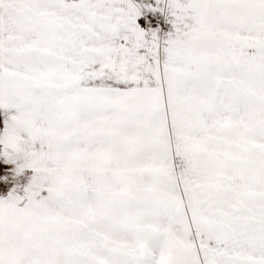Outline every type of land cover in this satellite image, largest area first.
Masks as SVG:
<instances>
[{
	"label": "snow or ice",
	"instance_id": "1",
	"mask_svg": "<svg viewBox=\"0 0 264 264\" xmlns=\"http://www.w3.org/2000/svg\"><path fill=\"white\" fill-rule=\"evenodd\" d=\"M148 7L0 0V264H264V0Z\"/></svg>",
	"mask_w": 264,
	"mask_h": 264
},
{
	"label": "rangeland",
	"instance_id": "2",
	"mask_svg": "<svg viewBox=\"0 0 264 264\" xmlns=\"http://www.w3.org/2000/svg\"><path fill=\"white\" fill-rule=\"evenodd\" d=\"M141 5V16L138 23L145 30L159 29L160 33H166L171 30L172 26L169 21L159 12H154L148 5H154L155 0H136ZM14 114L13 110L0 109V131L5 126V120ZM13 165L2 163L0 160V177L7 176V179H0V199H6L15 190L17 194H23V187L29 182L34 172L25 170L24 174L19 177L13 174Z\"/></svg>",
	"mask_w": 264,
	"mask_h": 264
},
{
	"label": "crops",
	"instance_id": "3",
	"mask_svg": "<svg viewBox=\"0 0 264 264\" xmlns=\"http://www.w3.org/2000/svg\"><path fill=\"white\" fill-rule=\"evenodd\" d=\"M0 160L2 161V163L6 164V163L4 162V159H3L2 157H0ZM8 165L10 166L11 164H8Z\"/></svg>",
	"mask_w": 264,
	"mask_h": 264
}]
</instances>
